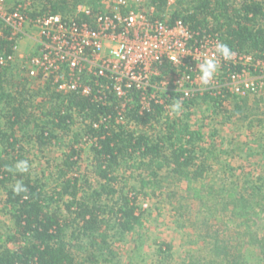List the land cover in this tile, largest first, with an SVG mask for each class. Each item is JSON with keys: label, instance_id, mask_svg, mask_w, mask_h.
<instances>
[{"label": "trees", "instance_id": "1", "mask_svg": "<svg viewBox=\"0 0 264 264\" xmlns=\"http://www.w3.org/2000/svg\"><path fill=\"white\" fill-rule=\"evenodd\" d=\"M60 2L53 4L49 12L65 14L67 5ZM151 3L169 23L181 20L196 32L217 35L233 52L264 57V0H176V9L170 12V0ZM101 5L94 2L93 15L101 13ZM45 12L46 9L29 12V16L36 18ZM78 19L92 21L85 14H79ZM14 45L13 41L0 39V50L7 54L12 53ZM10 70L0 67V189L5 192L4 203L13 227L0 235V264L99 263L95 246H107L113 237H124L144 228L146 209L139 205L140 199L163 192V176L186 183L187 192L202 207L197 232L204 238L209 259L192 256L184 264H247L252 258L264 261V236H258L245 223L241 236L249 239L247 243L253 250L246 249L247 243L244 245L241 237L222 238L220 229L213 230V221L224 220L220 213L228 209L238 218L244 217L246 223L249 216L264 214V178L260 176L259 182L247 176L243 185L227 182L226 189L216 190L210 176L216 163H222L221 144L215 135L206 140L201 129H193L189 122L193 105L222 108L230 94L225 98L206 94L186 101L182 114L171 119L165 117L161 105L152 103L150 110L143 109L140 93L133 91L126 110L131 124L128 125L116 122L119 102L114 98L111 104L103 106L80 95L51 93L49 87L48 91L39 89L32 94L26 86L6 91L2 84L10 82ZM160 70L171 76L174 67L165 63ZM40 96L44 100L35 105L33 97ZM178 98L174 95V99ZM242 113V106L236 105L229 118ZM40 115L42 119L38 118ZM79 117L83 119L80 123ZM36 121L40 123L35 132L27 133ZM77 124L83 125L82 132H74ZM57 132L62 137L73 133L68 152L52 170L49 165L41 174H35L34 160L30 158L35 154L26 145L45 149L59 140ZM85 136L86 144L91 142V173L99 187H94L89 179L82 182L87 176L81 175L79 162L83 151L78 146ZM21 161L28 164L26 173L9 171ZM130 181L137 185H130ZM17 182L27 188L26 194L13 191ZM214 204H220L223 211L213 209ZM70 230L73 231L69 235ZM82 239H92V252L85 258L73 243ZM172 249L171 244L161 242L156 252L169 264Z\"/></svg>", "mask_w": 264, "mask_h": 264}, {"label": "built area", "instance_id": "2", "mask_svg": "<svg viewBox=\"0 0 264 264\" xmlns=\"http://www.w3.org/2000/svg\"><path fill=\"white\" fill-rule=\"evenodd\" d=\"M29 12L24 3L0 0V39L15 42L12 53L0 50V67L13 68L19 58L40 90L80 95L103 106L114 98L119 124L131 125L126 110L133 91L140 93L143 109L161 105L171 119L169 106L176 100L183 111L184 102L206 94L264 98V57L234 52L230 61L220 60L211 83L202 85L197 66L214 53L220 38L196 32L181 20L169 23L151 0H104L96 15L85 5H78L73 15L45 12L32 18ZM79 14L92 21L79 20ZM28 28L35 30L37 48L23 57L19 43L28 37ZM165 63L174 67L171 76L160 70Z\"/></svg>", "mask_w": 264, "mask_h": 264}, {"label": "rangeland", "instance_id": "3", "mask_svg": "<svg viewBox=\"0 0 264 264\" xmlns=\"http://www.w3.org/2000/svg\"><path fill=\"white\" fill-rule=\"evenodd\" d=\"M57 1L8 0V4L14 5L17 2H21L24 3V6L30 12H39L44 9L49 12ZM60 1H65L63 3L60 2V5H67L65 14L73 15L77 12L78 5L92 8L95 1H99L102 4L104 0ZM99 9L102 11V5ZM175 9L174 2H172L168 11H174ZM168 11L166 12L167 14L169 13ZM27 34L28 37L24 38L22 43H19L18 54L23 57L33 54L37 48V43H34V37L36 38L35 30L28 28ZM22 65V60L18 58L16 64L8 73L7 78L10 82H5L2 87L6 91H17L26 86L31 94L38 92L39 85L29 79L26 72L21 69ZM33 98L34 100L32 99V101L35 105L44 100V97L41 96ZM261 100L255 97L238 100L231 96L227 97L222 108L216 109L207 105H193L191 109L192 116L189 121L192 128L201 129L206 135V140H212V136L215 135L217 142L221 144V151L223 152L221 161L223 164L216 163L214 173L210 176V180L213 182L211 185L216 190L225 188L224 183L227 182H240L243 185L242 183L247 176L252 181H258L260 176L264 178V101ZM236 105L242 106L243 113L229 118L235 111ZM36 113L40 114L37 110ZM1 117L0 103V122ZM38 118H41V115ZM77 122H81L80 118H78ZM38 123L40 121H36L35 126L33 125L27 133H34ZM159 130L160 128L158 127ZM82 131L83 125L77 124L74 127V132ZM57 133L60 137L59 140L53 142L52 145L45 149L37 150V147L33 148L26 145V149H32V153L35 154L30 156L34 160L32 166L35 169V174H41L49 165H51L52 168L50 170H52L54 165L59 163L63 159V155L68 152V147L72 143L73 133L64 137H62V133ZM87 139L85 136L81 145L78 146L83 151L79 162L81 175L87 176L82 178V182L89 179L94 187H99L100 185H98L96 178L91 173L93 169L90 164L91 142L86 144L85 140ZM47 173L49 174V171ZM228 179L230 180L228 181ZM161 180L164 185L163 192H158V195L153 198L142 197L140 199L139 205L146 209L144 228L124 237H113L109 239L107 246H95L94 249L96 250L94 251L99 259L97 264H167L168 260L165 261L156 252L158 244L161 242L171 244L173 247L169 264L187 263L192 256L203 260L209 259L204 249V238L197 232L202 219V207L199 201L194 200L193 194L187 192L186 183L176 182L167 176H163ZM259 182L261 181L259 180ZM129 183L130 185H137L135 181H130ZM5 197V192L0 189V235L9 233L8 229L13 227V221L7 214L5 207ZM214 208L215 210L219 209V211L221 208V211H223L220 204L218 206L214 204ZM220 214L224 220L219 221V223L213 221V230L220 229L222 238L241 237L245 245L249 239L241 236L244 234L243 226L245 225L242 226L243 223L251 231L257 232L258 236H264V214L249 216L247 223L244 222V217L238 218L230 209ZM225 223L229 225L225 226ZM72 231H69V235ZM199 232L201 233V230ZM3 238L5 239V237ZM92 239H82V241L73 242L82 258L87 257L92 252L90 245V240ZM80 244H82V248L79 247ZM245 247L253 250V246L248 243ZM104 259H108L109 262ZM247 264H264V261L252 258L247 261Z\"/></svg>", "mask_w": 264, "mask_h": 264}, {"label": "clouds", "instance_id": "4", "mask_svg": "<svg viewBox=\"0 0 264 264\" xmlns=\"http://www.w3.org/2000/svg\"><path fill=\"white\" fill-rule=\"evenodd\" d=\"M235 53L229 48L225 43L217 42L215 44V51L211 56L205 55V58L201 63L198 64L199 80L202 85L207 86L216 76L220 60L230 61L234 57ZM182 111L181 103L176 100L169 106V115L175 118L180 115ZM16 171L19 173H26L28 171V164L26 161H21L14 166V169H9V171ZM13 191L19 195L22 193H27V188L23 186L21 182H17L13 188ZM25 198H27L25 196Z\"/></svg>", "mask_w": 264, "mask_h": 264}, {"label": "crops", "instance_id": "5", "mask_svg": "<svg viewBox=\"0 0 264 264\" xmlns=\"http://www.w3.org/2000/svg\"><path fill=\"white\" fill-rule=\"evenodd\" d=\"M21 43H22V42H21ZM34 43H37V42H36V38H35V37H34Z\"/></svg>", "mask_w": 264, "mask_h": 264}]
</instances>
